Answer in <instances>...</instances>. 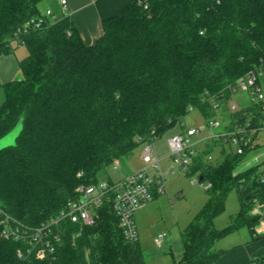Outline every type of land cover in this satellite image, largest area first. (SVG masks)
I'll return each mask as SVG.
<instances>
[{"label": "trees", "instance_id": "trees-1", "mask_svg": "<svg viewBox=\"0 0 264 264\" xmlns=\"http://www.w3.org/2000/svg\"><path fill=\"white\" fill-rule=\"evenodd\" d=\"M132 1L103 21L93 45L84 43L69 16L46 27H27L44 17L46 0H0L1 54L25 45L22 78L1 87L0 139L23 118L15 147L0 153V264H147L140 243L125 240L106 202L95 225L64 224L56 258H20L23 242L3 237V217L38 227L79 198L80 186L161 138L192 111L206 122L229 112L238 80L264 61V0ZM27 28V30H25ZM228 132L264 128V101L230 113ZM222 138V142L231 145ZM225 150L211 164L196 155L188 174L207 182L209 200L183 231L184 254L176 264H218L216 244L247 227L255 237L264 204V162L238 172L247 151ZM112 181V180H109ZM235 190L240 212L224 229L215 218ZM264 264V257L254 258ZM250 261V262H251ZM249 262V263H250Z\"/></svg>", "mask_w": 264, "mask_h": 264}, {"label": "built area", "instance_id": "built-area-1", "mask_svg": "<svg viewBox=\"0 0 264 264\" xmlns=\"http://www.w3.org/2000/svg\"><path fill=\"white\" fill-rule=\"evenodd\" d=\"M140 5L148 6L139 0ZM63 11L67 8V1L60 0ZM44 17L32 19L27 27L42 28L49 24V19H61L51 10L44 12ZM27 30V28L25 29ZM0 49V53H1ZM233 92L247 93L251 98V104L264 101V61L251 70L245 77L238 80ZM250 104V105H251ZM216 110L221 111L224 104L215 106ZM229 110L236 112L240 110L239 106L229 101ZM185 127L184 124H182ZM246 127H237L232 132L221 135L226 141L235 147V152L239 155L245 153L251 148V131ZM207 127L211 129H220L222 122L219 118L207 122ZM260 130V129H259ZM258 130V131H259ZM200 133L197 128L187 129L180 135H176L169 140L176 162L182 163V168L188 170L197 155L195 142L193 141ZM142 159L146 168L130 174L119 181L101 180L98 184L89 186H80L78 189L79 198L68 202L66 207L55 217L38 227H29L17 222L14 218L5 215L2 220L4 226L3 237L7 240L23 242L25 250H18L20 258H34L37 260H50L56 258L57 249L63 242V225L74 224L78 226L77 236H80L84 227H90L96 224L100 216V209L109 202L113 213L118 219L125 240L129 243L139 242V230L135 221L136 213L143 207L152 203L155 199V190L165 193V183L162 175L159 173L151 174L149 168L159 171V160L155 156L154 148L151 142L143 144ZM211 161L212 157H208ZM119 162H116L114 168L118 170ZM195 182V181H193ZM210 185H207L208 189ZM254 214L260 216V222L257 226L258 233L264 234V204H257L253 210ZM168 238L167 232L156 235L154 245L162 247ZM248 264H261L260 260L251 261Z\"/></svg>", "mask_w": 264, "mask_h": 264}, {"label": "rangeland", "instance_id": "rangeland-1", "mask_svg": "<svg viewBox=\"0 0 264 264\" xmlns=\"http://www.w3.org/2000/svg\"><path fill=\"white\" fill-rule=\"evenodd\" d=\"M17 47V48H16ZM16 51L12 54L13 59L16 61L17 73L8 82L17 81L22 78V72L20 68V60L26 56L28 52L26 46H15ZM24 53V55H22ZM10 70H13V66L10 67ZM6 84V82L1 83ZM5 99V92L2 87H0V105ZM232 102L236 103L240 109L247 107L251 104V98L247 93L238 92L234 95ZM220 119V118H219ZM223 125H226L229 121L227 119H220ZM185 127L183 128L182 124H178L174 128L167 131L161 138L155 140L153 145L159 147L160 150L167 155V159L161 162L160 170L162 171V177L165 183V193L159 199V201H154L149 204L147 212L143 221L137 225L139 231V242L142 248L145 250V259L149 264H176L180 262L184 254V244L182 239V232L187 226L193 221L195 216L206 206L209 200V194L206 191L208 185L207 182L201 183L199 181V175L191 176L188 174L189 170H184L182 168V163L176 162L175 157L173 156L170 146H168L169 139L176 135H179L182 130L185 132L190 128H197L200 130V133L194 137L193 141L195 142V150L204 147L203 138H205L211 131L207 127V122L202 116V114L195 110L192 111L185 119ZM19 128L15 129L12 134L6 137L3 141L0 142V148L13 145L17 139V131ZM258 139L255 140V144H259V149L262 151L255 152L252 149L251 154L246 156L244 160L240 163L237 171H245L256 165L255 158L262 152H264V130L258 132ZM224 145L227 151H235V147L228 144ZM222 146H213L212 156L214 157L211 161L213 163L221 162L223 156L220 154V148ZM143 151V145L139 146L133 153V155L138 157V153ZM130 158V157H129ZM129 158H124L119 161V164L122 168L130 167L128 162ZM138 161V160H137ZM126 165V166H125ZM146 166V165H145ZM121 167L116 170L113 167L108 168L104 173L100 175L101 180H112L117 181L122 174ZM152 174V173H151ZM154 174V173H153ZM195 181V182H193ZM179 194V195H178ZM178 195V196H177ZM240 200L238 194L235 190L231 191L226 200H225V211L218 215L215 218L214 224L218 229L226 228L231 224V222L237 218L240 212ZM243 231V232H242ZM248 229L246 227L241 228L240 230L230 234L226 238L220 240L216 244V249L227 250L232 248L233 239H237L241 233H247ZM158 232H167L168 233V242L172 238V248L168 244H163V247H156L152 240L153 236Z\"/></svg>", "mask_w": 264, "mask_h": 264}, {"label": "crops", "instance_id": "crops-1", "mask_svg": "<svg viewBox=\"0 0 264 264\" xmlns=\"http://www.w3.org/2000/svg\"><path fill=\"white\" fill-rule=\"evenodd\" d=\"M66 1H67V8L65 11H63L60 5V0H46L42 9L45 12L48 10H51L59 18H62L63 16L71 17L74 20L76 27L84 43L87 45H93L103 33V21L109 18L118 16L123 11V9L134 0H66ZM16 45L19 47V46H22L23 44L19 45L17 43H13L11 46V51H8L7 53H3L0 55V82L1 83L3 82L8 83V81L13 79V77L17 73V70H16L17 64H16V61L12 57L13 56L12 54L16 51V48H17V47L15 48ZM26 53H27L26 56H24V58L21 59L20 62L28 56V52ZM22 55H24V53ZM12 66H13V70L15 68V72L13 73L10 70V67ZM233 99H234V95L231 100ZM218 113H219L220 119L222 120L227 119L230 122L229 116H230V113H232L231 111L226 112L223 108ZM229 122L226 125H223V127H221L220 129H207V130H210L211 132L205 138L201 140L203 141L205 145L203 148L201 149L199 148L197 150V155H200V154L205 155V153L208 152L209 154L208 156L205 157V160L207 162H210L211 164H218L224 160L226 149L224 145L223 146L221 145L223 144L221 135L228 132L226 130V127L228 126ZM261 130H264V128L260 129L259 131ZM259 131L256 130L254 132H251L250 134L251 148L247 151L246 156L251 154L252 149L254 151L256 150L255 152L263 150V149L258 150L260 146L259 144L258 145L255 144V140H257L259 137L258 135ZM182 133H183V130L180 134ZM224 142H226V139ZM168 146H170L169 143H168ZM213 146H218V147L222 146V148H220L221 149L220 154L223 156V160L221 162L213 163L214 161V157L212 156ZM153 148H154L155 156L159 160V167H160L161 162H163L164 160L168 158L167 157L168 154H164L162 152V149L160 150L161 146L156 147L154 144ZM208 157H212L213 161H209ZM255 161H256L255 162L256 165L263 163L264 162V152L260 153L255 158ZM128 162L130 163V167H127L125 165L126 166L125 169L122 168L120 165L122 174L120 175L121 177L119 178V180L123 179L124 177L130 174H133L139 170L146 168L145 163L142 159V152L138 153L137 158L135 155H132L128 159ZM148 171L152 174L153 173L154 174L159 173L160 175L163 174L161 170L155 171L149 168ZM241 172H244V171H241ZM154 195H155L154 201H159V199L164 195V193H160L159 191L155 190ZM148 206L149 205L141 208L136 213L135 221L137 225L139 224V222L141 223L143 221L145 214L147 212L146 210ZM247 229H248L247 233L246 232L241 233L239 237H237V239H233L232 248H228L227 250L220 249V250H223L224 253L223 255H221L220 259L218 260V264H248L254 258L264 257V236L255 237V235H253L251 230L249 228ZM159 233H162V232H158L156 235H158ZM255 233L260 234L258 233L257 228H256ZM156 235L153 236V240H152L153 244H154V239ZM170 239L171 241L168 242L169 240L167 239L164 245L169 243L170 244L169 247L172 248V238ZM144 254H145V250H144ZM147 264L149 263L147 262Z\"/></svg>", "mask_w": 264, "mask_h": 264}, {"label": "water", "instance_id": "water-1", "mask_svg": "<svg viewBox=\"0 0 264 264\" xmlns=\"http://www.w3.org/2000/svg\"><path fill=\"white\" fill-rule=\"evenodd\" d=\"M23 120H24L23 118L19 119V121L17 122V124L15 125V127L13 128V130L10 131V132H9L7 135H5L3 138L0 139V142L3 141L6 137H8L10 134H12L13 131H14L15 129L19 128V130L17 131V139H16L15 144L0 148V153H1L3 150L7 149V148L15 147V146L17 145V140H18V138L20 137L21 133L23 132V127H24V125H23ZM201 180H202V178L200 179V181H201Z\"/></svg>", "mask_w": 264, "mask_h": 264}]
</instances>
